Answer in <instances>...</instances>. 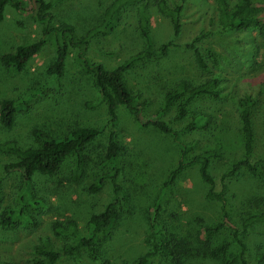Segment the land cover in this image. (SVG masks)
<instances>
[{"label": "rangeland", "instance_id": "obj_1", "mask_svg": "<svg viewBox=\"0 0 264 264\" xmlns=\"http://www.w3.org/2000/svg\"><path fill=\"white\" fill-rule=\"evenodd\" d=\"M52 4V24L71 25L79 38L96 29L104 10L114 0H44ZM157 0H130L119 11L112 29L88 39L84 55L90 62L111 70L141 52L146 44L138 28V8L147 12V31L151 49L168 45L165 53L134 64L123 75L129 91L138 96L145 118L157 117L175 131H180L199 117L207 124L180 133V140L190 145L188 157L204 151L217 157L210 159L208 173L213 190H222L221 176L244 158V138L240 124V101L250 98L252 146L250 161L264 165V32L250 28H221L214 13L212 0H187L181 6L180 29L177 35L169 19L161 15ZM261 2L262 0H252ZM172 8L178 0H165ZM42 40L41 25L30 13L5 9L0 23V57L16 47ZM195 51L203 64L200 67ZM72 49L65 62L62 77L54 81L46 69L54 59L50 41L24 68L13 73L0 65V101L19 99L32 94L27 108L16 114L10 129L0 127V144L13 141L20 149L35 147L32 131L62 138L76 127L101 130L84 150L85 170L78 182L69 180L74 161L68 156L53 177L37 176L35 194L43 204L32 211L35 224L15 220L3 226L2 217L16 208L20 180L5 166L15 158L0 153V264L10 261L31 264L37 246L48 244L58 254L55 264H131L145 257L152 264H239L238 246L231 240V231L221 224L219 204L206 197L207 185L197 167L183 170L173 185L164 188L168 175L177 163L178 149L171 139L153 128H140L127 110L119 106L112 123L106 105L92 86V79L75 60ZM198 86L211 82L210 94L194 99L186 114L176 119L181 99L164 108V96L180 82ZM112 134L122 152L119 156V184L128 195L126 207L120 210L110 235L96 248V258L79 247L66 256L62 248L73 246L70 236L54 235L52 222L62 226L76 222L79 236L85 235V224L91 214L104 209L110 200V183L104 181L96 193L89 190L95 179L105 173L102 167L105 147ZM227 220L237 228L238 238L246 245L247 264H264V226L242 230L243 220L251 214L264 212V181L250 176L244 168L226 179ZM159 205V224L171 243L177 245L172 258L153 251L149 239V210ZM215 231L204 235V229ZM228 244L225 252L210 257L214 248Z\"/></svg>", "mask_w": 264, "mask_h": 264}, {"label": "trees", "instance_id": "obj_2", "mask_svg": "<svg viewBox=\"0 0 264 264\" xmlns=\"http://www.w3.org/2000/svg\"><path fill=\"white\" fill-rule=\"evenodd\" d=\"M130 0H114L104 10L100 25L89 32L86 36L79 38L75 29L68 24L54 26L52 24L53 16L50 12L52 4L44 0H0V23L4 19V12L7 7L19 12L30 13L34 20L41 25L42 40L32 44L18 46L12 53L4 54L0 57V65L10 72L17 73L21 71L26 63L36 55L44 41H50L52 44L54 59L51 65L46 69V74L51 76L54 81L59 80L64 72L65 62L72 49L76 50L75 60L81 66V69L91 76L92 86L100 95L101 101L106 105V110L110 121L115 122L117 107H124L131 115L134 122L140 128H153L159 133L169 137L172 143L178 149L177 163L170 171L164 188L168 189L173 185L177 176L185 169L193 166L197 167V174L200 180L207 185L206 197L215 200L219 204L222 215L221 224L225 225L231 231V240L239 250L237 260L239 264H247L245 259L246 245L238 238V230L227 220L226 200L223 196L226 190L225 181L233 177L240 168H244L252 177L261 178L264 181V165L260 162L252 163L249 159L252 146V125L250 107L252 101L250 98H244L240 101V124L244 138V158L234 163L229 172L221 176L222 190L215 192L213 190V179L208 173L210 159L217 157L218 146L213 152L204 151L198 155L188 157L190 145L180 140V133L191 130L197 126H205L207 119L199 117L192 123L185 126L181 132L175 131L167 126L166 123L157 119V117L143 116L142 104L138 103V96L133 95L124 83L123 75L134 64L143 61L146 58L162 55L167 48L162 45L158 50L151 49L148 37L147 23L148 16L145 8H138V28L145 40V48L130 57L124 63L114 69L107 70L101 64L90 62L84 55L88 45V39L94 35L106 34L114 26L120 9ZM179 4L170 8L165 0H157L155 7L157 11L166 16L171 24L173 34L177 35L180 29L179 15L181 5L187 0H178ZM216 22L221 28H230L235 30L255 29L259 35L264 32V0L253 2L252 0H212ZM195 58L200 67H203L199 54L195 51ZM211 83V82H210ZM206 82L198 86H190L185 81H180L172 91L164 96V108H168L172 102L181 99L177 107L176 119L182 118L188 105L197 97L204 94H210L212 84ZM262 92L264 95V83ZM32 94H26L19 99H3L0 101V127L10 129L16 117V114L27 108ZM101 130L76 127L66 136L55 138L40 133L37 130L32 131V140L35 147L20 149L15 142L7 141L0 144V153L9 154L15 158L12 163L5 166V170L18 176L20 183L18 187V196L16 199V208L9 209L2 217L3 226H12L15 220H22L26 223L35 221L32 217V211L43 204V199L37 197L36 178L37 176L53 177L60 169L62 161L68 156H73L74 161L70 169L69 180L78 182L82 179L85 170V148L93 142ZM102 167L108 165V169L102 175L98 176L89 187L92 193H96L103 186L104 181L110 183V200L104 209L98 213L91 214L85 224V235L79 236L76 222L69 220L62 226L60 222L55 221L51 224V231L54 235L70 236L76 240L75 245H66L62 248L63 255L69 256L76 253L79 247L87 250L91 258H96V248L98 244L105 240L111 233L114 224L118 218L121 209L126 207L128 195L124 188L119 184L120 174L119 156L122 148L112 134L109 135L105 147ZM159 205H155L149 210L148 230L149 239L153 251L161 256L172 258L177 250V245L170 246L168 238L161 230L159 224ZM264 226V212L251 214L242 222V230L245 231L251 226ZM213 229H204L203 234L207 235L215 231ZM228 244L220 245L208 254L210 257H217L226 251ZM36 257L31 264H55L58 254L51 249L48 244H43L35 248ZM4 264H16L6 261ZM131 264H152L145 257L138 258Z\"/></svg>", "mask_w": 264, "mask_h": 264}]
</instances>
